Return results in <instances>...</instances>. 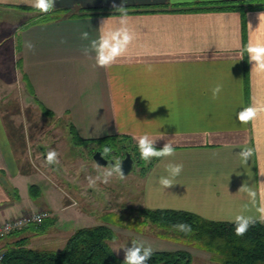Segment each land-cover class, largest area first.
Returning <instances> with one entry per match:
<instances>
[{
  "label": "crops",
  "instance_id": "0c3cea01",
  "mask_svg": "<svg viewBox=\"0 0 264 264\" xmlns=\"http://www.w3.org/2000/svg\"><path fill=\"white\" fill-rule=\"evenodd\" d=\"M227 1L264 3L55 0L50 12L41 13L31 0H0V80L19 77L31 100L52 113L50 118L66 121L81 139L114 137L137 146L147 134L158 150L171 143L174 155L153 159L142 175L141 208L186 211L217 222H234L241 215L260 220L264 113L248 123L236 115L264 105V73L252 70L255 62L247 52L250 42L264 43L258 19L264 8L196 10ZM58 10L68 12L62 19L41 20ZM121 27L133 36L127 50L110 67H99L92 41L102 30ZM217 84L222 90L213 99ZM13 143L0 107V223L40 211L49 214L45 221L58 219L59 212L71 221L62 231L49 227L38 233L31 226L5 236L0 253L27 237L33 249L60 246L55 250L60 251L77 229L93 226L79 225L91 214L72 196L59 198L58 209L44 203L43 189L33 198L31 185L41 187L44 177L23 171ZM246 148L253 154L245 163L239 153ZM170 164L183 166L174 178L167 171ZM161 177L173 185L164 188ZM249 191L256 193L254 200Z\"/></svg>",
  "mask_w": 264,
  "mask_h": 264
},
{
  "label": "rangeland",
  "instance_id": "374dc122",
  "mask_svg": "<svg viewBox=\"0 0 264 264\" xmlns=\"http://www.w3.org/2000/svg\"><path fill=\"white\" fill-rule=\"evenodd\" d=\"M12 77V80H0V107L16 148L20 143L17 132L24 135L25 148H17L23 170L43 175L44 183H41L40 188L45 191L44 203L49 208L58 209L56 204L59 203V198L64 196L68 200L72 196L80 207L91 214V220L79 225L106 223L111 226L117 233V240L111 246L116 255L123 259L124 248H131L132 241L135 240L155 251L185 249L191 252L196 263H212L213 255L208 251L194 245L163 239L157 235L159 230L138 218V210L141 208V178L144 169L151 162L146 163L140 158V154L130 149L135 158L133 171L124 175L123 179L114 173L109 182L104 183V173L116 161L122 160L124 152L121 151L118 157L112 158L114 164L98 165L94 154L102 146L99 143L76 144L66 121L44 115L29 97L19 77ZM49 150H55L59 154L58 164L48 165L45 162ZM89 178L96 181L93 186H89ZM49 186L56 188V191L50 192ZM54 220L55 218L50 219L46 224L50 229L54 227L53 229L61 231L71 221L62 212ZM46 249L61 248L47 246Z\"/></svg>",
  "mask_w": 264,
  "mask_h": 264
},
{
  "label": "trees",
  "instance_id": "16d2710c",
  "mask_svg": "<svg viewBox=\"0 0 264 264\" xmlns=\"http://www.w3.org/2000/svg\"><path fill=\"white\" fill-rule=\"evenodd\" d=\"M245 3V5H241L236 1H227L219 7L198 8L196 10H246V5L248 9L253 10L264 8L263 2ZM86 11L93 14L98 13L95 10ZM67 12L68 10H58L53 15L44 16L41 20L62 19ZM115 13L122 12L107 10L98 14L108 15ZM42 111L44 115L53 117V114L47 109L43 108ZM7 127L9 126L7 125ZM70 132L78 145L99 143L102 147L98 150L103 153L105 148H109L110 151L104 154L110 155L114 150H117L118 154H120L124 146L140 154L137 146H132L125 140H119L114 137L84 140L74 130L71 129ZM17 138H19L20 142L17 148H25L24 135L17 132ZM13 142L16 148V143L14 140ZM153 162L154 160L144 169L143 175L146 174ZM30 193L33 198H39L42 194L41 188L38 185H31ZM137 215L143 223L159 230L157 234L159 237L194 245L211 253L213 255L212 263L207 264H264V222L260 220H256V223L248 228L245 235L237 236L235 234V222L210 221L186 211L140 208ZM47 221H44L41 226H37L38 233H42L49 228L46 224ZM177 224L190 225L191 231L187 233L179 231L174 228V225ZM115 240H117V233L106 223L77 229L60 251L33 249L29 247L30 239L27 237L6 247L0 264H123L124 259L116 255L111 246V243ZM147 264L199 263L194 261L191 252L185 249H178L153 251V255L147 261Z\"/></svg>",
  "mask_w": 264,
  "mask_h": 264
},
{
  "label": "clouds",
  "instance_id": "9594fccd",
  "mask_svg": "<svg viewBox=\"0 0 264 264\" xmlns=\"http://www.w3.org/2000/svg\"><path fill=\"white\" fill-rule=\"evenodd\" d=\"M27 2V0H25ZM55 0H31V7L35 8L41 13H48L54 8ZM259 29L264 31V13L258 14ZM88 33H83V38H87ZM133 39V36L129 33L128 29L121 27L113 31L104 32L101 31V35L98 40L92 41V48L96 52V64L99 67H110L116 60L117 57L122 56L127 50V46ZM27 47L31 49L33 45L27 44ZM247 52L249 54V61L255 62L252 70L255 72L264 73V43L257 40L256 43H249L247 46ZM222 90V85L217 84L212 89V98L217 99L218 94ZM260 113H264V105L250 106L243 108L236 115V118L241 123H248L249 121L255 120ZM137 147L139 149L140 158L146 163L151 162L152 158H162L174 155V148L171 143H166L162 149H157L154 146V140L150 139L147 134L140 136L137 140ZM109 148L104 149V153H108ZM253 150L251 148L242 149L239 155L242 160L246 163L252 156ZM58 153L55 150H49L45 157V162L48 165L58 164ZM183 169L180 164H170L167 167L171 177L178 176ZM118 174L121 179L124 178V174L121 169V161H116L109 170L104 173L103 182L108 183L109 178L113 174ZM259 175L264 177V168L259 170ZM99 179V177L97 178ZM95 180L89 178V186L95 184ZM159 183L164 187H170L173 185L172 179L167 177H161ZM264 185V182H261ZM249 196L255 199L256 193L249 191ZM258 211L260 212V221L264 222V205H262ZM38 222H42L39 217H36ZM235 234L237 236H243L247 232L251 225L256 223L253 217L237 216L235 218ZM174 228L183 232H190L191 226L187 224H177ZM125 258L123 264H147V261L151 259L153 255V249L145 247L140 241H132L131 248H124Z\"/></svg>",
  "mask_w": 264,
  "mask_h": 264
},
{
  "label": "built area",
  "instance_id": "2783aa9c",
  "mask_svg": "<svg viewBox=\"0 0 264 264\" xmlns=\"http://www.w3.org/2000/svg\"><path fill=\"white\" fill-rule=\"evenodd\" d=\"M48 213L44 211L32 212L16 218H12L0 223V239L5 236L20 232L31 226H41L45 219L48 217ZM36 217H39L42 222H38ZM4 257V252L0 253V262Z\"/></svg>",
  "mask_w": 264,
  "mask_h": 264
},
{
  "label": "water",
  "instance_id": "95a60500",
  "mask_svg": "<svg viewBox=\"0 0 264 264\" xmlns=\"http://www.w3.org/2000/svg\"><path fill=\"white\" fill-rule=\"evenodd\" d=\"M94 160L100 166H108L109 164H114V160H108L102 151H97L94 154ZM135 167V159L131 152L126 151L125 157L121 160V169L124 175H127L133 171Z\"/></svg>",
  "mask_w": 264,
  "mask_h": 264
},
{
  "label": "flooded vegetation",
  "instance_id": "af4514ba",
  "mask_svg": "<svg viewBox=\"0 0 264 264\" xmlns=\"http://www.w3.org/2000/svg\"><path fill=\"white\" fill-rule=\"evenodd\" d=\"M126 151L131 152L130 149H128V148H126V146H124V149L122 150V152H124V155H125V152H126ZM131 153H132V152H131ZM103 154H104V153H103ZM104 155H105V154H104ZM124 155L122 156L121 159H123V158L125 157ZM132 155H133V154H132ZM115 156L118 157V151H117V150L112 151V153L110 154V156H109V155H108V156L105 155V157H106L108 160H110V161H111L112 158L115 157ZM134 159H135V158H134ZM109 165H110V164H109ZM109 165H108V166H109Z\"/></svg>",
  "mask_w": 264,
  "mask_h": 264
}]
</instances>
